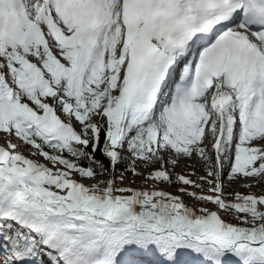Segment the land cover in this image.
Instances as JSON below:
<instances>
[{"label":"snow or ice","instance_id":"1","mask_svg":"<svg viewBox=\"0 0 264 264\" xmlns=\"http://www.w3.org/2000/svg\"><path fill=\"white\" fill-rule=\"evenodd\" d=\"M0 264H264V0H0Z\"/></svg>","mask_w":264,"mask_h":264},{"label":"bare ground","instance_id":"2","mask_svg":"<svg viewBox=\"0 0 264 264\" xmlns=\"http://www.w3.org/2000/svg\"><path fill=\"white\" fill-rule=\"evenodd\" d=\"M177 171H180V169H177Z\"/></svg>","mask_w":264,"mask_h":264},{"label":"rangeland","instance_id":"3","mask_svg":"<svg viewBox=\"0 0 264 264\" xmlns=\"http://www.w3.org/2000/svg\"><path fill=\"white\" fill-rule=\"evenodd\" d=\"M180 171H181V169H180ZM237 186H238V185H237ZM237 186H236V187H237Z\"/></svg>","mask_w":264,"mask_h":264}]
</instances>
